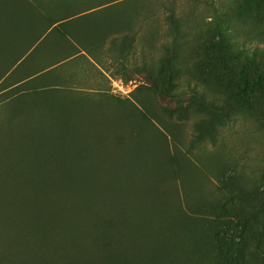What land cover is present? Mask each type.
<instances>
[{"label":"rangeland","instance_id":"1","mask_svg":"<svg viewBox=\"0 0 264 264\" xmlns=\"http://www.w3.org/2000/svg\"><path fill=\"white\" fill-rule=\"evenodd\" d=\"M111 1L35 3L57 20L110 16L96 53L115 92L54 91L53 104L23 103L12 122L14 91L1 85L0 264H223L231 246L241 248L232 264H264V95L245 101L201 45L236 29L227 47L260 54L264 41H249L264 18L171 0L191 33L173 57L162 15L145 22L144 5L137 15ZM17 26L0 45V82L33 44L29 20Z\"/></svg>","mask_w":264,"mask_h":264},{"label":"trees","instance_id":"2","mask_svg":"<svg viewBox=\"0 0 264 264\" xmlns=\"http://www.w3.org/2000/svg\"><path fill=\"white\" fill-rule=\"evenodd\" d=\"M119 1L121 0H112L107 5H112ZM127 1L137 5L134 11L137 15L142 12L143 21L145 22L153 20L154 17H164L169 25L166 35L173 40L171 44H166L164 46V51L175 57L178 52L182 50L184 46L183 42L187 41L186 38L191 35V33L185 25L186 18L177 15L176 8L171 0ZM36 2H38V0H0V45L5 46L6 50L11 45V37H8V35L15 32H21L19 27H16V24L23 19H28L30 25L34 27L35 36H33V44H31L30 47L36 45H47L52 47V49L49 48L51 57L50 62L53 63L52 65L59 64L63 61L62 58L68 59L76 56L82 49L92 55L94 53L97 55L96 52L99 47L108 39L110 30L114 31V24H112L113 21L110 19V16L97 18L92 16L82 22H75L74 16L68 17L64 20H57L47 15L44 17V14L38 12L36 9L39 8H37L38 4H35ZM141 6L143 9H141ZM214 6L215 4L213 3V7ZM220 6L222 7L221 9H230L237 13L243 11L249 12L254 15L253 17H255L256 20H263L264 18V0H220ZM218 10V8H215V12L218 13V16L223 18L224 12L219 13ZM37 20H47L51 26L45 25L44 21L39 22ZM216 31L218 32L216 38H218L219 41H216L215 37H213V40L201 44L203 45V49H208V51L213 53V58H223V63L218 66H212V68L221 71V75L228 77L229 82H234L237 91L241 93V96L245 101L248 102V96L255 93L264 95V52L261 51L260 54L254 53L248 55L245 52L240 51L238 54H234L235 49L230 45L227 47L226 40H229L236 35L237 30L234 29L230 34L228 31L220 28ZM126 38L131 40L130 36L125 34L124 36L122 35L120 39L117 36H114L111 39V43L116 45L119 40L122 42ZM251 38L252 40L249 41L251 44L258 40L262 42L264 41V32H259L254 36H251ZM117 39L119 40L117 41ZM6 45H8V47H6ZM67 45L70 47L68 46L67 50L60 53L59 48H63ZM172 46H175L176 48ZM121 51H124V47H122ZM232 59H234L232 65H228L227 62ZM1 85L2 84H0V87ZM28 86H32L33 92L35 93H32L31 95H35L32 97H36L37 99L29 103L30 99L25 98L27 96L13 97L16 104L14 106L10 104L9 106H12L8 108V113L10 114L9 119H11L10 121L12 122H15V118L22 114L23 111L20 105L23 103L25 107H37L39 106L38 104L43 103L42 101H47L50 105L53 104L51 99L52 96L56 95L50 92H39L37 91V86L34 84H29ZM18 90V88L14 90V96H16ZM18 102H21V104H18ZM240 251L241 248L238 246L229 247L225 251L223 259L226 262L223 264H232L236 260Z\"/></svg>","mask_w":264,"mask_h":264},{"label":"crops","instance_id":"3","mask_svg":"<svg viewBox=\"0 0 264 264\" xmlns=\"http://www.w3.org/2000/svg\"><path fill=\"white\" fill-rule=\"evenodd\" d=\"M91 14V13H89ZM88 14V15H89ZM65 46L60 49V53L68 49ZM70 47V46H69ZM41 51L33 56L37 49ZM51 46L36 45L30 47L28 53L17 61L16 65L2 78L0 84L8 83V86L2 93L19 90L15 97L30 96L33 92L32 86H37V91H75L83 94L87 92L97 95H113L115 92L112 86L115 80L107 69L100 66L98 55L94 58L92 54L84 49L72 58H62L57 65L50 62ZM107 62V59H106ZM43 65V67H41ZM35 91V90H34ZM90 102L84 103L89 104Z\"/></svg>","mask_w":264,"mask_h":264}]
</instances>
